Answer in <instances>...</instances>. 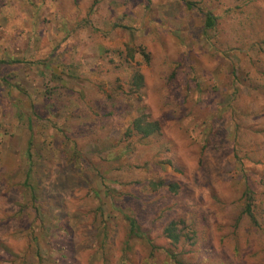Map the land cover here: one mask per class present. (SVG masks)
I'll return each mask as SVG.
<instances>
[{
  "label": "rangeland",
  "instance_id": "1",
  "mask_svg": "<svg viewBox=\"0 0 264 264\" xmlns=\"http://www.w3.org/2000/svg\"><path fill=\"white\" fill-rule=\"evenodd\" d=\"M0 264H264V0H0Z\"/></svg>",
  "mask_w": 264,
  "mask_h": 264
},
{
  "label": "trees",
  "instance_id": "2",
  "mask_svg": "<svg viewBox=\"0 0 264 264\" xmlns=\"http://www.w3.org/2000/svg\"><path fill=\"white\" fill-rule=\"evenodd\" d=\"M214 25L213 18L211 16H207L206 19V27L212 28ZM131 83L133 84L132 86L134 87H142L143 86V78L142 75L139 73H134L132 78H131ZM160 127L158 122L153 121L150 119V117L147 114L144 113H139L137 116L130 122L129 128H128V134L129 135H134L138 136L141 138H148L155 136L159 133ZM26 178H29V174L26 175ZM170 190L174 191V186H170ZM244 195L246 197V203L244 206L243 213L247 216L248 219L252 223H256V219L252 213V205H253V199L251 196V191L249 187H245V192ZM125 220L128 223V234L129 236H138V226L135 222L134 219H131L129 217H125ZM183 222H177V221H172L167 224V226L163 230L164 237L169 240V243L173 245L174 247L178 245V243L181 241V232L179 225ZM168 256L170 257L171 260L176 261L177 256L175 253L168 252ZM179 263V262H177Z\"/></svg>",
  "mask_w": 264,
  "mask_h": 264
}]
</instances>
